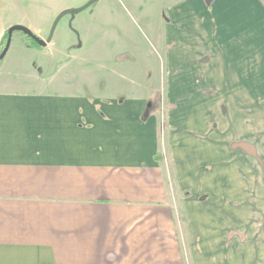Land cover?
<instances>
[{
    "label": "crops",
    "instance_id": "1",
    "mask_svg": "<svg viewBox=\"0 0 264 264\" xmlns=\"http://www.w3.org/2000/svg\"><path fill=\"white\" fill-rule=\"evenodd\" d=\"M55 5L0 0V44L16 24L44 39ZM144 6L145 15L158 20L159 43L181 95L167 105L163 140L162 116L150 112L149 92L135 82L113 91V76L94 88L105 75L101 65V75L86 73L79 32L67 52L51 53V41L34 50L17 39L5 54L0 264H264V245L252 257L219 243L225 261L185 263L153 261L150 250L159 253L158 242L151 248L128 243L134 235L128 223L137 215L144 223L162 222L153 235L171 234L166 185H197L194 176L215 172L208 167L244 185L248 138L255 141L257 223H264V0H144ZM31 9L41 14L37 24L9 16ZM172 85L168 81L169 93ZM189 122L204 139L185 128ZM217 126L225 127L222 138ZM258 227L257 237L264 238ZM168 241L173 253L177 243Z\"/></svg>",
    "mask_w": 264,
    "mask_h": 264
},
{
    "label": "rangeland",
    "instance_id": "2",
    "mask_svg": "<svg viewBox=\"0 0 264 264\" xmlns=\"http://www.w3.org/2000/svg\"><path fill=\"white\" fill-rule=\"evenodd\" d=\"M23 1L35 6H43L47 3V0ZM88 1L56 0L55 18L61 11L79 8ZM14 3L16 2H13L11 6L9 4V10L15 8ZM9 16L27 18L28 22L34 24H37L35 23L37 19L38 22L41 19L39 9H31L26 13L15 11ZM54 19L42 39L45 42ZM158 27V20L150 18L149 14L145 15L144 0H98L85 10L76 13L73 18L66 14L59 20L51 39V47L55 48V52L51 51V53L67 52L72 43L80 40L79 32L83 41L82 55L89 62L86 73L89 77H93L95 74L101 75L103 69V75H105L99 85L95 82L94 88L97 90L104 88L106 80L113 76L116 82L108 83L113 91H117L120 86L128 87L135 82L136 88H143L149 92L145 94V97H148L150 112L158 111L162 116V124L165 123L164 129L161 128L160 131L163 140L167 128V105L177 101L181 95L175 92L178 84L169 73L165 50L159 43ZM17 39L23 43L29 41L22 33L14 31L10 42L11 48ZM168 81H173L172 88L170 87L171 93L167 89ZM124 90L121 89L119 93L122 94ZM169 107L171 105H168ZM184 126L195 129L192 135L196 140L204 139L205 135H199L195 124L189 122ZM224 131L225 127L217 126V137L222 138ZM246 149L247 157L241 163L245 173L244 185L231 184L233 177L230 179L222 169L212 167L208 169H214L215 172L210 170L199 177L194 176V182L197 185H166L172 221V224L169 221V226L172 228L171 234L166 237L153 235L161 233L162 222L153 218L151 224L144 223V216L137 215L128 223L129 230L134 233L127 239L128 243L140 248L144 246L151 248L158 242L160 252L154 253L150 250V253H153V261L185 263L194 260L225 261L228 254L220 250L224 249L222 246L216 247L219 243L226 246L234 244L237 252L243 256H259L260 254H255L259 251L256 250V246H263L264 238L257 237V229L260 226L262 227L260 230H264V223H257L256 216L258 205L254 139L248 138ZM200 160L204 162L206 158L201 157ZM198 165L200 166V161ZM221 173H225V176ZM182 179L187 181L190 178L186 176ZM261 209H264V201ZM199 220H203L200 225L202 227L196 225ZM168 237L175 239L177 243V250H173V253ZM147 241L148 244H146ZM72 244L78 247L80 239L73 237Z\"/></svg>",
    "mask_w": 264,
    "mask_h": 264
},
{
    "label": "water",
    "instance_id": "3",
    "mask_svg": "<svg viewBox=\"0 0 264 264\" xmlns=\"http://www.w3.org/2000/svg\"><path fill=\"white\" fill-rule=\"evenodd\" d=\"M97 0H89L87 3H85L83 6L79 7V8H71V9H65L63 11H61L56 18L54 19L52 26L50 28V32L47 38V41H43L42 39H40L39 37L35 36L28 28L22 26V25H12L11 27H9L7 29V38H6V42L4 45L3 50L0 53V60L4 58L5 54L7 53L9 46H10V42L12 39V34L14 31H21L22 33H24L26 36H28L29 38H31L32 40H34L35 42H37L40 46H44L46 43L50 42L53 36V32L55 30V27L57 25V23L59 22V20L66 14H69L71 16V18H73L75 16L76 13H79L83 10H85L86 8H88L89 6H91L92 4H94Z\"/></svg>",
    "mask_w": 264,
    "mask_h": 264
},
{
    "label": "trees",
    "instance_id": "4",
    "mask_svg": "<svg viewBox=\"0 0 264 264\" xmlns=\"http://www.w3.org/2000/svg\"><path fill=\"white\" fill-rule=\"evenodd\" d=\"M20 33H22L21 31H18ZM22 35L24 36L25 39L29 40V41H26L24 43L25 47H35V48H38V49H41L43 48V46H40L37 42H35L34 40H32L31 38H29L28 36H26L24 33H22ZM6 38H7V31L4 33L2 39H1V44H0V53L1 51L3 50L4 48V45H5V42H6ZM3 59L0 60V64H1V61ZM163 126V129H164V126H165V123L162 124Z\"/></svg>",
    "mask_w": 264,
    "mask_h": 264
}]
</instances>
